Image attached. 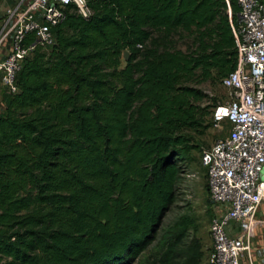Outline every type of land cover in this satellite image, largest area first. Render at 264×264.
I'll use <instances>...</instances> for the list:
<instances>
[{"label": "trees", "instance_id": "16d2710c", "mask_svg": "<svg viewBox=\"0 0 264 264\" xmlns=\"http://www.w3.org/2000/svg\"><path fill=\"white\" fill-rule=\"evenodd\" d=\"M86 7L23 62L0 115V264H202L189 216L140 256L195 159L188 131L205 128V95L186 83L236 67V1ZM179 30L194 34L185 51L170 45Z\"/></svg>", "mask_w": 264, "mask_h": 264}, {"label": "built area", "instance_id": "2783aa9c", "mask_svg": "<svg viewBox=\"0 0 264 264\" xmlns=\"http://www.w3.org/2000/svg\"><path fill=\"white\" fill-rule=\"evenodd\" d=\"M238 6L232 33L237 41L235 69L223 78L228 96L215 106L213 121L229 129L202 151L206 182L214 214L209 226L206 264H240L250 249V222L264 202V4L235 0ZM74 6L88 16L86 0H18L0 21V86L11 94L23 62L37 49L54 44L52 29ZM226 14L232 19L230 6ZM232 221L230 234L225 225Z\"/></svg>", "mask_w": 264, "mask_h": 264}, {"label": "rangeland", "instance_id": "374dc122", "mask_svg": "<svg viewBox=\"0 0 264 264\" xmlns=\"http://www.w3.org/2000/svg\"><path fill=\"white\" fill-rule=\"evenodd\" d=\"M17 1H14L13 4ZM193 37L194 34L179 30L173 36L170 45L177 50L185 51L192 45ZM123 60L125 59L123 58ZM186 84L201 89L205 95L199 103L202 113L205 114L203 123L205 128L188 131L197 145V149L193 152L195 159L191 164L184 165L185 174L179 187L177 199L162 218L157 231V239L143 252L140 260L146 259L156 251L155 245L161 235L182 216H189L194 221L197 226V236L200 238L205 255H209L210 252L209 226L214 214V207L211 205L206 182V169L202 163L201 154L216 139L224 136L229 129L225 122L216 123L212 118L213 109L226 100L228 93L219 81H204L198 76V72ZM11 95L0 86V115L3 114L7 100Z\"/></svg>", "mask_w": 264, "mask_h": 264}, {"label": "crops", "instance_id": "0c3cea01", "mask_svg": "<svg viewBox=\"0 0 264 264\" xmlns=\"http://www.w3.org/2000/svg\"><path fill=\"white\" fill-rule=\"evenodd\" d=\"M16 0H0V21L4 10ZM264 4V0H261ZM250 249L243 252L240 264H264V202L261 203L250 222ZM205 253L202 264H206Z\"/></svg>", "mask_w": 264, "mask_h": 264}, {"label": "water", "instance_id": "95a60500", "mask_svg": "<svg viewBox=\"0 0 264 264\" xmlns=\"http://www.w3.org/2000/svg\"><path fill=\"white\" fill-rule=\"evenodd\" d=\"M127 57H128V54L125 53V54H124V59H127ZM212 203H213V202H212ZM232 225L235 226L236 228H239V224H238V223H233L232 221L228 222V223L225 225V230H226V232H227L228 234H230L229 228H230Z\"/></svg>", "mask_w": 264, "mask_h": 264}]
</instances>
